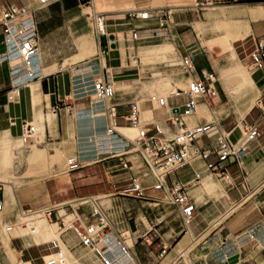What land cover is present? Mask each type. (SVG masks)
I'll return each mask as SVG.
<instances>
[{"label":"crops","instance_id":"1","mask_svg":"<svg viewBox=\"0 0 264 264\" xmlns=\"http://www.w3.org/2000/svg\"><path fill=\"white\" fill-rule=\"evenodd\" d=\"M36 1L37 0H14L13 2H24L26 5L32 6ZM57 1L35 12V20L38 27L39 47V53L35 60L36 64L31 66V68L26 65L20 66V72L17 74H13L11 72L14 62L10 64H0V133L9 132V134L14 138H21L24 136V122L31 123L33 126V124L39 120L41 114L44 116L42 123V134H39L40 136L38 138L35 137V139L34 136L36 135L31 138H27L26 142L29 143L28 148L31 149V146L36 145L41 149H46L50 156H55L58 154V152H60V159L54 163L47 162L44 164L39 161L31 162L29 166L27 164L24 165L26 166L23 169L24 175L28 173L29 177L24 176L23 178L24 182L22 183L21 188L25 191V195L22 196L23 201L21 203L19 202V195L17 194V209L13 211L12 221L15 223V230L17 229V216L24 218L23 214L26 211H40L50 206H59L57 210L61 215V219L58 222L51 220L48 217L46 218L50 223H56L59 225V229L61 230L59 233L60 236H58L57 239L52 238L45 242L37 243L31 233L26 235L18 234L17 236H12L11 234L13 231L10 233L2 231L0 235V264H34V261L40 259L42 260L37 264H43L45 259L53 256H60L59 254H54L56 249H53L51 244H49L53 241H56L60 246L61 256L68 255L73 259L71 264H101L97 259L96 254L91 249L89 250L80 245L79 239L74 230L67 227L72 220H75V212L79 213L84 218H92L90 215L91 205L79 204L77 207H75L74 204L71 203L76 202L81 198L90 197V180L92 179L90 177V166H93V164H99V166H102L105 169L106 174H109V172L106 171L107 168L119 166V158H106L103 156H97L92 152L95 150V147L97 148L98 144L104 143L105 141L104 133H106V120L102 112L105 110L106 104L96 102L95 96L92 93H86L84 91L90 90V81L94 79L106 80L112 83L114 82L116 84L117 90L131 89V92L128 95H124L121 98H116L117 101L119 99L118 102L116 100L112 101L117 104V126L119 127V130L129 138L131 137L128 135L127 130L135 129L137 131L136 128L130 126L129 121L125 118L130 111L129 103L132 102L131 100H128L129 98H133L141 102V112L143 114V118L153 119L147 121V127L152 130V134L157 132V127H159V129L166 135L175 134L178 131V128L173 126L171 122L167 120L168 111L165 108H157L155 104H153V106L151 102H149L148 97L150 95L170 96L176 91V89L186 90L188 89L191 80L193 78L199 77L203 70H213L214 72L215 70L213 67L209 66L206 61L201 59L199 60L203 61L204 64L199 67L197 65L198 60L196 59V56L194 61L195 70L193 72L184 71L183 73L181 71L178 74H173L168 77H161V75L153 76V72L162 69H169L170 66L164 63L162 69L154 71H145L141 69L142 61L139 59L137 49L142 46L140 52L143 55V59L145 61L153 60L152 55L158 53L159 51H157L155 46L152 44L157 39L155 41L150 39L162 37V40L165 41L168 39L165 37V34H167L170 39L175 42V44L176 41L182 42L178 43L179 48L176 45L181 56L184 57L189 54H193L195 56L194 52H191L194 42L188 39L189 37L185 35L188 29L186 23L191 14L185 12V10L171 9L175 7H180L181 9L190 6L194 7L200 3L211 5L214 4L213 2H231L230 0H202L203 2H199V0H103L101 5H105V8H101L100 10L96 11V13L105 14L106 27L109 28V31L100 36V41L98 40V45L101 50L98 61L91 62L90 65H87L82 64L83 60L85 59L79 60L77 62L71 61L74 57L84 56L88 51V47L82 46L80 53L76 52L68 57L61 58L56 54V48H54V45L50 44L48 40L46 26L42 22L43 17L41 14L43 10L49 6H59L62 11L67 12L75 9L81 4V0H65L64 2L59 3H57ZM192 2H197L199 4L190 5ZM91 3L93 4L94 0H92ZM238 3L239 4L234 5L225 4L223 6H235L234 8L255 7L258 5H264V0H239ZM128 4H131L132 6L130 8L125 7ZM168 8L170 9L169 11L166 10ZM142 9H150L152 12V18L149 20H133L127 15V12L130 10L138 11ZM155 12H163L161 21L165 20L164 26H161V21H157L154 17ZM127 18H129V20L122 23L115 21L121 19L127 20ZM136 21L138 22L132 25L131 31L133 27L136 26L139 28V33L141 34V39L132 40L136 49V55L134 58L136 65L135 67H137L138 73L140 75L138 78L129 76L132 74V72L129 71L132 68L128 56V54H130V50L125 47V53L123 52L121 43L118 41L116 34V28L121 25L123 26L121 30L125 36L124 31L126 28L128 29V22L132 23ZM157 24H160V26H157ZM252 25L255 30L264 29V19L253 21ZM254 29L253 32L244 39L249 37H261V35L256 36L254 34ZM262 34H264V32ZM81 36L76 39L79 48V38ZM244 39H239L235 42L237 43ZM2 40L3 33L2 28L0 27V50L3 49ZM140 40L143 41V43L140 44ZM150 42V45H146ZM235 42L234 46L238 57L243 52L248 55L253 49L252 44L249 52L248 48H244L242 51L238 52L237 49L240 45L236 46ZM65 49H62L61 54L65 52ZM239 59L241 58L239 57ZM68 60L69 63L67 65L63 64ZM177 65L178 64H175V66ZM86 67H89L90 69L88 70ZM28 70H36L38 73L35 77L29 78L27 77ZM183 74L186 75L187 80L184 83H180L178 82L177 78ZM255 75L258 79V88L261 91V85L264 83V72L258 71ZM143 79L151 80L143 81ZM160 81H166L167 87H164V89L157 88L156 83ZM172 98L174 97L169 98V105L172 107L183 103L171 102ZM261 100L264 104V98ZM147 102H149V104H147ZM201 102H206V100L201 98L199 105H201ZM54 108H56V112H54ZM251 109L248 111V113L251 111ZM149 114L150 116H147ZM203 119L205 120V118ZM243 120L245 121V118ZM243 120L242 125L244 123ZM200 121L199 123H204ZM253 123L259 124L260 119L258 122ZM242 125L239 124V126ZM236 129L237 127L230 129L233 130L231 138L234 141L240 137L236 135ZM222 131H224V129H220L218 132ZM211 136L216 137L217 135ZM33 139L38 141H33ZM30 151L31 150H29V152ZM70 154L76 155V157L83 160L85 164L80 169L75 171H66L63 166L64 159ZM126 158L133 162L132 170L123 169L121 167L119 169H115L112 171V173L116 172L113 174V178L116 177L118 179H123L128 177L130 180L133 174H139L140 172L143 174V176H145L143 182L150 184L153 181L152 173L146 168L139 153L128 154L126 155ZM140 159L142 161V165H138ZM211 159L214 160L215 157H212ZM202 162L206 166L205 161L202 160ZM184 168H190V174L194 175L197 165L190 164ZM227 168L230 173V179L220 178V180H225V186L230 185V188L237 189L232 191V197L229 195L228 199L234 198V200L237 201L239 196L242 198L243 195L241 190H251V185L253 187L259 185L264 186V129L262 136L250 143L249 151L242 157L241 164H238L237 162L229 163ZM197 172H199L198 169ZM149 173L151 176H148ZM201 173L205 175V173ZM211 173L216 175L212 171ZM190 174H188L185 179L188 180L191 178ZM177 178L180 180V182H182L184 179L181 177L179 171L177 172ZM200 181L198 183H200ZM2 200L5 201V208L6 204L12 202L11 196L6 195L4 186L0 185V201ZM28 204L30 207L25 209V205ZM155 211L157 224L164 222L171 215V210L167 207L156 208ZM159 216L162 218L160 222H158L157 219ZM5 218L6 217L4 216L3 222H5ZM62 221H64V225L59 224H63ZM0 223L3 224L1 220ZM145 227L146 230L142 235L136 223L130 225L129 229L126 230L130 236L129 242H132L131 245L133 246L134 251V246L137 244L138 238L143 235L146 236L153 229L152 228L148 230L147 226ZM259 228L264 229V225ZM183 231L184 230H182V233ZM187 231L188 228H186V233ZM255 231H257V229H252L248 233H244L242 236H240L238 245H241L239 243L248 239V236ZM4 233H7L10 236V238H8V247L5 246L3 241ZM13 239L15 242H17V246H15ZM147 239L151 241L149 237ZM44 245L49 246L47 247L48 252L42 254L40 246ZM228 247L230 246L225 248ZM225 253L227 255L224 254L223 256L222 254L220 256L222 260H224V258L229 255H232L233 260H236L233 258L234 256L235 258L242 259V255L244 254L252 260H247L244 264L250 261L251 264L264 263V245L258 243L254 238L247 240L241 245V247H234L233 249H229L228 252L225 251ZM13 256L16 257L12 258ZM62 259L64 261L65 257Z\"/></svg>","mask_w":264,"mask_h":264},{"label":"rangeland","instance_id":"2","mask_svg":"<svg viewBox=\"0 0 264 264\" xmlns=\"http://www.w3.org/2000/svg\"><path fill=\"white\" fill-rule=\"evenodd\" d=\"M7 1H14V0H7ZM18 1V0H16ZM65 0H59V2H64ZM87 1L91 0H81V4L77 6L75 9L71 11L64 12L59 6L56 7H47L43 10L41 16L43 24L46 26V30L48 33V40L50 44L54 45L55 52L58 57H68L76 52L80 53V49L82 46H88V51L82 57H74L71 62H77L79 60H83L82 64L90 65L91 62L98 61L100 56L101 50L98 45V37L101 36V32L98 31L97 27V14L95 12L97 10L94 9V3H90ZM5 2L4 0H0V4ZM38 0L34 3L36 4ZM94 2L103 3V0H94ZM199 2H203L199 0ZM208 5L202 4L197 2H192L190 5H196L194 7H184V8H172L171 10H185V12L190 13L189 19L187 20L186 26L188 27L187 35L191 41L194 42L192 51L195 54L197 61V65L200 67L204 64V60L207 64L216 72V80L218 81V89H219V96L213 102H201L200 104H206L210 109L211 113L214 116V120L211 122L204 117H202L201 113L196 112L193 116L187 118L189 126H194L199 123L201 120L202 122H209L212 123L213 126L218 125V127L224 131H228L237 127L235 133L237 136H240V127H242V120L245 118L249 123L258 122L262 110L259 107L260 100L264 98V83L261 85V91L259 92L257 89H251L249 97L252 99V109L251 111L245 116L244 118L240 116V105L236 100L237 94L240 92L238 89V82L237 79L231 75H222V71L227 69L231 64L235 65L240 63L248 73L256 77L255 71H262L260 69H256L252 66L250 60L247 58V55L243 52L239 55L241 59H239L238 54L236 52L235 56H230L227 44L224 41H216V37H218L221 33L225 31V27H227L228 21H216L209 19V13L217 6H223L225 4H239V3H216ZM33 4V5H34ZM86 4V5H85ZM227 6V5H226ZM90 7V8H88ZM229 10L236 9L234 7L228 8ZM166 10H170L169 8ZM175 12V11H174ZM184 12V11H183ZM163 12H155L154 17L157 21H161ZM105 15V14H103ZM244 19V18H243ZM264 18H245L244 20H248L251 25L253 21H259ZM129 18L115 20L119 23L124 21H128ZM177 21V20H176ZM213 23H212V22ZM136 22H128V29L126 28L125 36L122 32V27L119 25L116 28V34L118 37V41L121 43V47L123 52L125 53V47L130 50L129 60L131 62V66L134 69H130L129 71L132 72L131 77H139V73L137 67H135V46L134 42L132 41V25ZM224 22V23H223ZM216 24V25H215ZM226 25V26H225ZM160 26V24H157ZM253 26V25H252ZM215 28V29H214ZM222 30L219 31V29ZM215 31H214V30ZM217 29V30H216ZM254 29V28H253ZM109 28L105 25V32H108ZM264 29L255 30L254 34L256 36L261 35L264 37ZM216 33V34H215ZM165 34V33H164ZM251 34V33H250ZM83 35V36H81ZM79 38V46L77 44L78 37ZM165 37L168 39L163 41L162 37L153 38L150 40H156L152 44L155 46L158 53L153 54V60L145 61L143 59V55L141 54V47L137 49V54L139 56L140 61H142L141 69L145 71H154L163 68V64L167 60L171 59H183V56L180 55L178 48V43H182L181 41L175 42L170 39V37L165 34ZM148 40V41H150ZM145 41V40H144ZM147 41V40H146ZM253 38L249 37L242 41L236 43V46H239L237 49L238 52L242 51L244 48H248V52L251 49L253 44ZM140 44L143 41H139ZM128 45H126V44ZM157 43V44H155ZM244 43V45H243ZM150 43L146 45H150ZM178 48H177V46ZM65 49V52L61 54L62 49ZM246 55V56H245ZM201 59V60H199ZM20 61L14 62L17 64ZM237 62V63H236ZM68 61H65L63 64H68ZM179 67V64L177 65ZM257 78V77H256ZM151 79H143V81H150ZM178 82L184 83L186 79V75L183 74L177 78ZM258 81V79H257ZM156 87L159 89H164L167 87L166 81H160L156 83ZM232 90H234V94H232ZM258 94H257V91ZM263 90V91H262ZM116 94L113 98V101L116 98H121L124 95H128L131 92V89H115ZM252 92V93H251ZM255 93V94H254ZM263 94V95H262ZM255 95V96H254ZM262 95V96H261ZM261 97V98H260ZM152 98V95L148 97V99ZM128 100H135L133 98H129ZM117 101V100H116ZM119 101V99H118ZM117 101V102H118ZM126 101V100H124ZM185 101V97L179 96L174 97L171 99V102L175 103H182ZM227 103V104H226ZM149 104V102H147ZM225 104V105H224ZM254 104V105H253ZM155 106L158 107V104L155 103ZM223 106V107H222ZM230 107V108H229ZM225 108V109H224ZM219 109V110H218ZM221 111V112H220ZM226 112V113H225ZM222 114V115H221ZM42 116V114L40 115ZM217 117V118H216ZM243 118V119H241ZM199 119V121H198ZM148 120L153 119H146L143 118V114L141 112V122L142 124L148 123ZM200 121V122H201ZM122 122V121H121ZM242 125V126H239ZM223 126V129H222ZM125 130V129H124ZM128 135L131 138H134L137 135V131L135 129L127 130ZM219 133V132H218ZM214 135H219V134ZM26 132L23 134L24 136L21 138H14L12 137V145L14 152L16 153L14 156V165L11 167V173H17V176L20 178L22 183L24 182V176L29 177L27 173L24 175L23 169L25 164L29 166L31 162H39L47 163V162H57L54 156L49 155H40L34 156V146H31V149L28 148V144L25 138ZM171 136V135H167ZM215 138V137H214ZM41 139V138H40ZM42 140V139H41ZM210 140L208 137H203L200 139V144H207ZM29 150H31L29 152ZM47 152V150H46ZM48 154V152H47ZM71 157H76L74 154L67 155L64 159V169L67 171L68 167V159ZM60 159V158H59ZM190 164L197 165L198 171H201L211 177V179L215 182H219L224 187V192L222 194H206L203 198V201H198L197 197H194L196 204L198 206V213L196 220L191 224L194 228L193 238L189 239L186 233V226L181 218L178 209L170 204V202L166 199L163 192L153 191L152 189H148L147 193L152 194L153 198L147 199H136L134 197L128 196L124 193L125 188L127 187L130 180L127 178L118 179L116 177H112L113 170L119 169L120 166L114 168H107L106 171L109 174L105 173V169L99 164H93L90 166V198H100L102 203L104 204L106 211L108 212L111 220L113 221L115 227L119 230L129 229V226L136 223L140 229L141 235L144 234L146 227L148 230L152 229L146 236L143 235L138 238L137 244H135L134 248L135 251L141 261L142 264H222L221 255L227 251V246H230L229 249H233L234 247L237 248L241 247L243 243L247 240L251 239L250 234L248 239L240 242L238 245V241L240 236L244 233H248L252 229H259V227L264 225V186H255L251 185V190L242 191L243 197L239 196V199L236 201L234 198L228 199L229 195L232 197V191L237 189L230 188V185L224 184L225 180L222 181L216 175H213L209 168L206 169L207 166L204 165L202 159H195L191 161ZM138 165H142V161ZM15 166V167H14ZM190 167V166H189ZM15 168V169H14ZM197 169L195 172L197 173ZM6 170V169H3ZM181 177L184 178L182 183L187 185V189L191 188L194 183L199 181L200 179L195 180V177L191 173L190 168H184L179 170ZM3 173L0 171V174ZM145 173V172H143ZM140 175L143 176L142 173L139 172ZM190 174L191 178L188 180L185 177ZM33 175V173H32ZM149 175H151L149 173ZM145 177V176H144ZM143 177V181H144ZM128 179V180H127ZM249 180V179H248ZM196 181V182H195ZM250 182V181H249ZM193 183V184H192ZM150 184L145 183V186H150ZM192 184V185H191ZM191 185V186H190ZM261 186V187H260ZM52 187V186H51ZM5 188V186H4ZM19 191V193H18ZM190 193V192H189ZM17 194L19 195V202L22 203L23 195H25V191L22 190L21 186L17 189ZM12 202L6 204V208L4 212H0V220L3 222V217L5 216L6 220H13V211L17 209V203L13 200V195L11 194ZM155 198V199H154ZM80 201L71 202L77 207ZM200 202V203H199ZM30 205H25V209L29 208ZM169 208L171 210L170 217L165 220L164 222L157 224L156 221V208ZM39 211V210H36ZM142 211V212H141ZM140 212H141V219H140ZM31 215L35 213V211L30 212ZM84 219V217H82ZM26 218H20L17 216V229L13 230L12 236H17L16 230L20 228L22 223ZM56 221L55 218H53ZM26 222V221H25ZM150 222V223H149ZM199 223V224H198ZM63 225L62 223H59ZM151 224V225H150ZM156 224V225H154ZM0 223V228H1ZM182 230L183 233H182ZM61 231V230H60ZM257 233L256 231L254 232ZM258 234V233H257ZM256 234V235H257ZM32 235L35 238L37 243L42 242L45 237V230L43 227L37 228L32 232ZM150 238L153 242L151 245L147 242V238ZM187 237L186 243L183 247L179 250L178 247L179 243L183 241ZM10 236L7 233H4L3 241L6 247L7 241ZM184 238V239H183ZM258 243L264 245L263 241H260L257 236L255 238ZM15 246H17V242L13 239ZM164 242L168 246L167 253L164 256H160L162 252ZM132 244V242H129ZM235 246H234V245ZM47 247L48 245L40 246V250L42 254L48 252ZM3 250V249H2ZM182 250V251H181ZM237 257V256H236ZM242 259L235 258L236 260H240L242 264L245 263L247 260H251L248 256L242 255ZM225 259V258H224ZM40 260L34 261V264L40 262ZM252 261V260H251ZM251 261L246 264H251ZM264 264V263H263Z\"/></svg>","mask_w":264,"mask_h":264},{"label":"built area","instance_id":"3","mask_svg":"<svg viewBox=\"0 0 264 264\" xmlns=\"http://www.w3.org/2000/svg\"><path fill=\"white\" fill-rule=\"evenodd\" d=\"M4 1L0 4V27L3 33L0 64H10L12 58L17 56L26 65H35L39 53L35 12L57 0H38L32 6L26 5L24 2ZM230 1L233 3L239 2V0ZM127 15L133 20H148L152 17L150 9H142L139 12L130 10ZM164 24L165 20L162 21L161 26H164ZM105 25L106 20L101 17L99 23L101 35L105 34ZM138 33L139 28L134 26L131 34L132 39L137 40ZM253 40V49L249 52L247 58L253 67L264 71V37H254ZM183 61L184 66L190 72L195 70V56L193 54L184 56ZM86 68L90 69L89 67ZM11 72L17 74L20 69L12 68ZM37 73L36 70H28L27 77H35ZM217 84L216 73L213 70H203L199 77L191 80L188 89L181 90L180 93L169 97L153 96L149 99L152 105L156 102L159 108H165L168 111L167 120L178 128V131L171 136L164 134L159 127H157V132L152 134V130L147 127L148 123L142 124L141 122V103L138 100H133L129 103L130 111L125 118L129 121L131 127L137 129V135L134 138H129L117 126V104L112 102L116 91L111 82L94 79L90 81V90L84 91L92 93L98 103L106 104V108L102 112L106 120L105 141L98 144L92 152L97 156L119 158V166L127 170H132L133 162L127 159L126 155L139 153L146 168L152 173V184L150 187L145 186L144 176L133 174L124 193L137 199H147L153 198L152 194L147 193L148 189L163 192L170 204L178 209L185 226L196 220L198 206L194 197L189 193L187 185L177 178V172L190 165L191 161L199 158L205 161L209 170L214 172L218 178L230 179L228 164L234 162L241 164L242 157L249 151L250 143L263 134L264 104L262 100L259 103V107L263 112L259 118L260 123H249L245 120L243 126L239 128L241 135L235 141L231 138L233 130L222 131L215 138L211 136L209 131L213 124L209 122L189 126L187 118L196 113L201 98L205 99L206 102H213L218 98L220 92ZM175 96H183L185 101L172 107L169 105V98ZM54 112H56V108H54ZM29 124L31 123L24 122V133L33 129L32 125ZM203 137H208L210 142L206 145L200 144L199 141ZM241 137H244V141L238 144ZM212 157H215V159L212 160ZM84 164L85 162L80 158L71 157L68 159V171L80 169ZM197 178H199L198 175ZM78 201H80V205H91L90 215L92 216L91 219L90 217L83 219L79 213H74L76 218L71 229L76 233L80 245L84 248H90V246L97 245L101 238H114L117 242L118 253L111 248L110 240L97 246L96 253L102 264H142L137 253L133 250V246L128 243L124 233L125 230L122 231L115 227L100 198L85 197ZM58 207L50 206L45 209L48 218L51 220L55 218L57 222L61 219V215L57 210ZM4 210L5 201L2 200L0 201V211ZM62 222L64 225V221ZM14 227V221H5L4 230L6 232H12ZM147 242L150 245L153 243L150 240H147ZM49 244L53 249H56L54 254H59L60 257L58 259H45L43 264L62 262L61 249L58 243L53 241ZM162 245L163 249L160 256H164L168 250V246L164 242H162ZM222 264H241V262L233 260L232 255H229L222 261Z\"/></svg>","mask_w":264,"mask_h":264},{"label":"bare ground","instance_id":"4","mask_svg":"<svg viewBox=\"0 0 264 264\" xmlns=\"http://www.w3.org/2000/svg\"><path fill=\"white\" fill-rule=\"evenodd\" d=\"M91 2H92V0H91ZM28 6H31V5H28ZM131 6H132L131 4H128L125 7L130 8ZM237 6H239V5H237ZM244 6H246V5H244ZM88 8H90V7H88ZM101 8H105V5H101L98 2H94V9L95 10L98 11ZM228 8H230V7L229 6H217V7H214V9L209 13V17H210L209 19L216 20V21H226V20L228 21L229 25H227V27H225L226 28L225 31L223 33H221V35L218 34L219 36L214 38V39H216V41H218V42L224 41L227 44L230 56H235L236 55V49H235V46H234V42L236 40L246 38L250 33L253 32V27H252V25L250 23L251 21L249 22L248 20H244V19L245 18H264V5H258V6H255V7H248V8H238L237 7L236 9H232V10H229ZM139 11H142V10H138V12ZM95 15L97 16L98 31L101 32L100 29H99V23H100L101 17L105 18V16L102 13H96V12H95ZM161 23H162V21H161ZM220 30H222V28H220L219 31ZM104 32H105V28H104ZM138 39H141V34L140 33H138ZM98 40L100 41V36L98 37ZM86 47H88V46H86ZM15 61H20V62H18L17 64H14V66L12 68H19L20 69V66L26 65V63L23 62L17 56L12 58L10 63L15 62ZM165 64L169 65L170 68L169 69H162V70L153 72L152 75L153 76L161 75V77H168V76H171L173 74H178L181 71L183 73H184V71L189 72V70L184 66V61L181 58H178L176 60H174V59L168 60V61L165 62ZM175 64H179V67L175 66ZM26 66L31 68V66H33V65H26ZM252 71L253 72H258V71H255V70H252ZM222 75L223 76L231 75V76H233V77H235L237 79V82H238V86L237 87H238L240 92L237 94L236 100H237L238 104L241 107L240 116H242L244 118L245 114L248 113V111L252 107V99H251V97L248 96V94H250L249 93L250 90L251 89H253V90L257 89L260 92V90L258 88L257 78L254 77L253 75H251L250 73H248L246 71V69L240 63H237L235 65L231 64V66H229L227 69H224L222 71ZM112 84H113L114 88L117 89L116 84L114 82ZM181 90L182 89H176V91L173 92V94H171V95L180 93ZM258 91H257V94H258ZM234 92L235 91L232 90V94H234ZM153 96L168 97L169 95L168 96L152 95V97ZM155 103L156 102H154V104ZM196 112L201 113L202 117L206 118L207 120H209L211 122L214 120V116H213L214 113L213 114L211 113L210 109L208 108V106L205 103L199 105L198 109L196 110ZM147 116H150V114L147 115ZM43 117L44 116H40L39 120L36 123L33 124V126H32L33 129L32 130L25 131L26 132V134H25V138L26 139L27 138H31L34 135H36V136H34V139H35V137L38 138L40 136L39 134H42ZM243 118H241V119H243ZM44 121H45V119H44ZM29 125H31V124H29ZM219 130H220V128L218 127V125L212 126V128L209 131V134L214 135ZM98 138H100V137H98ZM34 139H33V141H36ZM243 141H244V137H241L239 142H238V144L242 143ZM33 146H34L33 147L34 148V152L33 153H34L35 157L36 156H40V155H49V154H47L46 149H41V148H39L36 145H33ZM59 153L60 152H58V154L54 156L56 159L60 158V154L61 153L60 154ZM15 154L16 153L14 152L13 145H12V136L9 134V132L0 133V171L3 172V173L0 174V185L5 186L6 195L11 196V194H12L13 195V200H15V202H18L17 189H18V187H20L22 185V181L17 176V173H11L10 171H7V170H10L11 167L14 165V156H15ZM3 169H6V170H3ZM194 175H195L194 176L195 180L200 179L201 181L199 180L200 183H198L199 181H197V182L195 181L198 184L194 183V185L190 188V191L194 195V197H197L198 201H200V202L203 201V198H204V196L206 194H214V193L222 194L224 192L223 185L221 183H219V182L213 181L209 175H207V174L203 175L201 173V171H199L197 173L194 172ZM197 175L199 176V178H197ZM148 176H151V175H148ZM62 206H60V207H62ZM45 209L40 210V211H35V213H33L32 215L30 213L32 211H26L23 214L24 219L26 218V220H25L26 222L24 221V223H22L23 225H21L20 228L18 230H16V234L17 235L18 234L19 235H26V234H29V233L32 234V232H34V230H36L37 228L43 227L44 230H45V234L46 235H45L44 239L42 240V242H45V241L50 240L52 238L53 239L54 238L57 239L58 236H60L59 235V233H60L59 225L56 224V223L52 224V223H50L47 220L46 217H48V216L45 214ZM0 212H4V211H0ZM157 219H158V222H160L162 220L161 216H159ZM1 225L2 226L0 228V235H1L2 231H5L4 230V224H1ZM73 226H74V220H72L71 223L67 227L68 228H72ZM186 228H188V231H187L188 238L192 239L193 238V234H194L193 227L191 226V224H189L188 226H186ZM256 232L258 234L256 233L257 234L256 235L255 233H253L251 235V238H255V236H257L260 241L264 242V229L263 228H259ZM124 233H125V235L127 237L128 243H129L130 236L128 235V233L126 231ZM108 240H110V242H111V248L116 250V253H118V251H117V242H116V240L114 238H110V239L101 238L100 241L97 243V245L90 246V248H87V249H89V250L91 249L97 256V253H96L97 246L102 245V243H104L105 241H108ZM8 241H9V239H8ZM8 241H7V246L9 245ZM186 241H187V237L183 241H181L179 243V246H180V247H178L179 250L183 247V245L186 243ZM63 249H65V248H63ZM228 251H229V247L227 249V252ZM224 254H226V253L224 252L223 256H224ZM14 257H16V256H13L12 258H14ZM58 257H60V256H53V257L48 258L47 260L53 259V258L58 259ZM63 257H65V260L63 261V259H62V262H58V264H71L73 262L72 261L73 259L70 256H68V255L61 256V258H63ZM97 259L102 264V262H101V260L99 259L98 256H97ZM241 264H242V262H241Z\"/></svg>","mask_w":264,"mask_h":264},{"label":"trees","instance_id":"5","mask_svg":"<svg viewBox=\"0 0 264 264\" xmlns=\"http://www.w3.org/2000/svg\"><path fill=\"white\" fill-rule=\"evenodd\" d=\"M84 1H86V0H84ZM249 1H253V0H249Z\"/></svg>","mask_w":264,"mask_h":264}]
</instances>
